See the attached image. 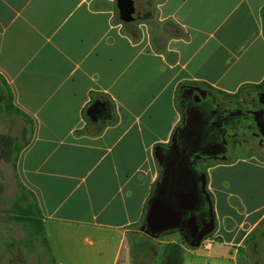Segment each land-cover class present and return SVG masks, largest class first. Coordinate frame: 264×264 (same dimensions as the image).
Returning <instances> with one entry per match:
<instances>
[{"label": "crops", "instance_id": "obj_1", "mask_svg": "<svg viewBox=\"0 0 264 264\" xmlns=\"http://www.w3.org/2000/svg\"><path fill=\"white\" fill-rule=\"evenodd\" d=\"M144 2L145 17L126 22L118 0H0V80L33 122L19 181L38 201L51 252L65 249L70 264H136L159 149L184 118L188 87L209 85L221 97L264 81V0L136 6ZM168 21L174 33L155 30ZM99 98L105 105L93 121ZM261 147L238 142L234 159L206 164L211 235L224 245L264 223ZM74 235L79 243L65 247L52 239Z\"/></svg>", "mask_w": 264, "mask_h": 264}, {"label": "water", "instance_id": "obj_2", "mask_svg": "<svg viewBox=\"0 0 264 264\" xmlns=\"http://www.w3.org/2000/svg\"><path fill=\"white\" fill-rule=\"evenodd\" d=\"M118 1L124 21L145 17L136 0ZM187 92L181 100L184 118L172 143L159 149L161 176L142 229L154 237L179 232L189 245L199 247L216 227L207 169L202 161L234 159L231 140L237 136H250L264 146V106L232 100L218 111L219 96L210 89L190 86ZM104 105V99L99 98L91 106V120L100 119Z\"/></svg>", "mask_w": 264, "mask_h": 264}, {"label": "rangeland", "instance_id": "obj_3", "mask_svg": "<svg viewBox=\"0 0 264 264\" xmlns=\"http://www.w3.org/2000/svg\"><path fill=\"white\" fill-rule=\"evenodd\" d=\"M139 8L142 11L148 9L145 2L140 3ZM120 17L122 18L121 13ZM155 27L157 32L165 31V34L169 33L170 35L174 33V30L171 31L172 28L175 29V25L171 21L164 25L157 24ZM10 98V91L0 80V132L20 136L22 129L28 126V121L23 114L16 113L6 107ZM23 141L21 137L20 142ZM242 141L249 150L262 151V147L252 139L243 138ZM16 163L14 160L0 161L2 172L0 182L3 186L0 190V264H49V256L58 260L62 258L65 264H70L65 249L58 248L57 250L55 247V255L53 252L49 255L40 241H37L34 246L24 244L23 240L26 239L27 233L22 223L12 218L16 214L15 204L23 193ZM203 164L206 167L207 163ZM244 172H246L244 166H240L237 168L236 174L241 176ZM143 233L145 237L136 256V264H264V223L239 245L233 240L232 243L227 242L225 244L227 246H225L218 242L220 240L216 237L214 247L209 251L202 247V243L195 248L189 246L182 234L178 232L166 233L159 238H155L145 231ZM68 235L72 234L68 232ZM173 238L177 241L169 244L167 240ZM52 239L60 240L64 247L66 243H79V238L75 235L65 237V241L64 237H52Z\"/></svg>", "mask_w": 264, "mask_h": 264}, {"label": "trees", "instance_id": "obj_4", "mask_svg": "<svg viewBox=\"0 0 264 264\" xmlns=\"http://www.w3.org/2000/svg\"><path fill=\"white\" fill-rule=\"evenodd\" d=\"M207 88L216 92L209 85H207ZM259 89H264V81L261 82L260 84H246L242 86L240 90L235 94H229L225 92H221V94L224 98L228 100H232V99L241 100V99H247L248 95L252 94L253 92ZM6 107L10 110H13L16 113L23 114L24 117L27 119L28 124L30 126L32 125L33 123L32 120L20 109L16 108V106L12 103V95ZM28 130H29L28 126H25L22 129V134L20 136H14L0 132V161L1 160L7 162H10L12 160H14V162L17 161L18 155L20 154L22 149L25 146H27V144L29 143ZM21 137L24 140L23 142H20ZM1 175L2 172L0 169V178ZM2 187H3L2 183L0 182V190L2 189ZM22 189H23V193L20 196V200L17 201L15 204L16 214L12 218L22 223L23 228L27 233L26 239L23 240L26 246L27 245L34 246L37 241H40L45 247L46 252L50 255L51 247L49 243V238L47 236L42 210L38 204V201L34 193L23 185H22ZM49 264H57L53 256H49Z\"/></svg>", "mask_w": 264, "mask_h": 264}, {"label": "flooded vegetation", "instance_id": "obj_5", "mask_svg": "<svg viewBox=\"0 0 264 264\" xmlns=\"http://www.w3.org/2000/svg\"><path fill=\"white\" fill-rule=\"evenodd\" d=\"M210 91L213 94H216L214 91H212V90H210ZM216 95H218V94H216ZM219 99H220L221 105H220L218 111L223 110L226 107V105L232 100H239V101H242L244 103L254 102V103L258 104L259 107H263L264 106V90L263 89H259V90L255 91V92H253L252 94L248 95L247 99H241V100L240 99H232V100H228V99L224 98L223 96L219 97ZM243 138H250V139H252L254 142H256L258 144V142L254 138H252L250 136H237V137H234L231 140L232 141L231 149L234 151V153H235V148H236V145H237L238 142H241L242 145L245 147V145H244V143L242 141ZM213 160L214 159H212V160L211 159L210 160L206 159V160H204L202 162L203 163H205V162L209 163V162H211Z\"/></svg>", "mask_w": 264, "mask_h": 264}, {"label": "built area", "instance_id": "obj_6", "mask_svg": "<svg viewBox=\"0 0 264 264\" xmlns=\"http://www.w3.org/2000/svg\"><path fill=\"white\" fill-rule=\"evenodd\" d=\"M215 243V238L212 235H208L204 237L203 242H202V247L205 250H211L213 248V245Z\"/></svg>", "mask_w": 264, "mask_h": 264}]
</instances>
